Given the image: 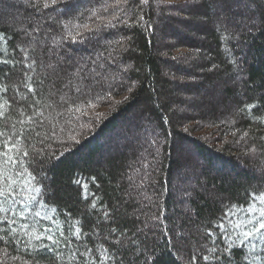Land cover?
<instances>
[{
  "label": "trees",
  "instance_id": "obj_1",
  "mask_svg": "<svg viewBox=\"0 0 264 264\" xmlns=\"http://www.w3.org/2000/svg\"><path fill=\"white\" fill-rule=\"evenodd\" d=\"M0 34V264H264V0H0Z\"/></svg>",
  "mask_w": 264,
  "mask_h": 264
},
{
  "label": "snow or ice",
  "instance_id": "obj_2",
  "mask_svg": "<svg viewBox=\"0 0 264 264\" xmlns=\"http://www.w3.org/2000/svg\"><path fill=\"white\" fill-rule=\"evenodd\" d=\"M55 2H56V0H52V3H55ZM128 2H129V0H117V4H121V3L127 4ZM141 3H145L146 4L147 0H141ZM44 6L47 7L48 4L45 3ZM137 23H139V21H137ZM2 38H3V35L0 34V39H2ZM3 63H7V62L4 61ZM245 107H246V109H250L252 107H255V105H246ZM2 115H3V112H0V116H2ZM2 134L3 133H0V135H2ZM245 135H247V133H245ZM4 155H7V153H4ZM25 155H27V153H25ZM93 206H95V205H93ZM262 233H264V211H261L260 217L257 218V221L254 224L252 230L246 232L244 235H245V239H247L248 237H251L253 235H262ZM48 238L50 240L52 239V237H48ZM262 238H264V235H262ZM0 239H3V238L0 237ZM54 243H55V241H54ZM202 259L203 260H208L209 257L208 256H203ZM217 259H219V258H217Z\"/></svg>",
  "mask_w": 264,
  "mask_h": 264
},
{
  "label": "rangeland",
  "instance_id": "obj_3",
  "mask_svg": "<svg viewBox=\"0 0 264 264\" xmlns=\"http://www.w3.org/2000/svg\"><path fill=\"white\" fill-rule=\"evenodd\" d=\"M231 83H232V85L234 86V88L239 89V87H240V83L238 82V80H235V81H233V82H231ZM191 93H192V92H190V94H191ZM186 94H188V93H186ZM205 100H209V98L206 97ZM216 105H217V109L220 110V111H222L223 116H225V115H230V116H231L230 113H227V112L225 111V108H224L221 104L217 103ZM244 150H245V152H246V149H244Z\"/></svg>",
  "mask_w": 264,
  "mask_h": 264
}]
</instances>
